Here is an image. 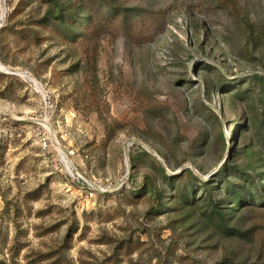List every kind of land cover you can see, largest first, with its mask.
<instances>
[{
	"label": "rangeland",
	"instance_id": "rangeland-1",
	"mask_svg": "<svg viewBox=\"0 0 264 264\" xmlns=\"http://www.w3.org/2000/svg\"><path fill=\"white\" fill-rule=\"evenodd\" d=\"M20 1L0 0L1 29ZM59 2L87 21L85 0ZM236 2L232 11L220 0H127L133 10H165V28L143 45L110 15L94 44L70 43L44 27L50 3L22 2L13 22L42 39L29 30L0 39V264L261 261L264 236L230 233L209 192L181 174L208 179L233 147L240 160L254 150L264 127V92L252 79L264 75V0ZM143 101L162 107L146 113ZM102 117L126 125L109 135ZM148 125L164 140L147 135ZM146 175L162 195L153 211ZM243 213L231 225L260 220L264 232V211Z\"/></svg>",
	"mask_w": 264,
	"mask_h": 264
},
{
	"label": "trees",
	"instance_id": "trees-1",
	"mask_svg": "<svg viewBox=\"0 0 264 264\" xmlns=\"http://www.w3.org/2000/svg\"><path fill=\"white\" fill-rule=\"evenodd\" d=\"M23 1L21 0L14 11L8 15L5 27L0 28V39L5 30H19L20 32L29 30L35 33L37 41L42 39V35L36 29L30 26L19 27L21 24H24V21H19L18 23L13 22V17L22 10L21 4ZM40 1L42 3H50L47 15L48 24L44 25V27L50 28L56 35L74 44H82L83 42L94 44L99 38L101 26L107 19V15L111 16L115 26L122 32L126 39L135 45H143L152 41L165 28V18L163 16L165 10H155L143 6H137L133 10L134 8L132 9L127 5V0H85L88 10L87 21L85 23L80 22L76 15H71L58 9L60 5L59 0ZM220 3L232 11H235L238 7L236 0H220ZM72 23L78 25L79 28L72 27ZM252 76V79L261 84L264 92V75L253 74ZM262 101L264 103V95ZM138 104V110L146 113H154L162 107L161 105L146 101ZM101 120L109 135L114 134L126 125L118 119L110 122L109 119L102 117ZM153 129L148 125L145 133L163 141V136ZM256 132L259 135V139L256 145L253 146L254 150L252 147L248 148L245 151L247 156L240 160V150H238V147H233L226 159L222 161L220 167L208 179H202L190 168H186L181 172V174L188 173L191 176L190 182L197 184L209 192L214 200L212 212L219 218L226 230L230 231L233 235L242 238L245 237L253 241L264 236V232H259L258 228L263 226L261 224L263 222L257 220L248 229L239 228L234 224L231 225V223L235 217H241L244 214L243 210L249 211V215L256 219L259 218V213L264 211V167L256 165V159L253 158V155L257 158L255 153H258L260 158H264V127L262 124L257 126ZM233 139L236 141V135ZM182 164L183 162L179 166H182ZM145 178L146 181L155 187L156 204L150 209L153 211L161 204L162 195L152 176L146 175ZM170 179L172 181L171 177ZM261 241L263 242L260 250L262 259L261 261L250 264H264V238ZM238 264L246 263L240 262Z\"/></svg>",
	"mask_w": 264,
	"mask_h": 264
},
{
	"label": "built area",
	"instance_id": "built-area-1",
	"mask_svg": "<svg viewBox=\"0 0 264 264\" xmlns=\"http://www.w3.org/2000/svg\"><path fill=\"white\" fill-rule=\"evenodd\" d=\"M28 78L30 80H32V82H33L34 86H36V88H38V89L39 88H42L41 85H40V83L38 81H36L33 77L28 76ZM40 90H42V89H40ZM42 92H43V99H44V101L46 103V106H48V107H51L52 105L54 106L53 100H52L49 92L46 91L45 89H43ZM48 104H51V105H48ZM42 135L43 136L41 137V140L44 141V147H47V140H49L50 137H49V135L47 134L46 131H43V134ZM68 168H69V166H68ZM102 190L105 193L108 192V190H106V189H102Z\"/></svg>",
	"mask_w": 264,
	"mask_h": 264
},
{
	"label": "bare ground",
	"instance_id": "bare-ground-1",
	"mask_svg": "<svg viewBox=\"0 0 264 264\" xmlns=\"http://www.w3.org/2000/svg\"><path fill=\"white\" fill-rule=\"evenodd\" d=\"M4 10L2 9L1 10V14H0V27H1V24H2V20H3V17H4Z\"/></svg>",
	"mask_w": 264,
	"mask_h": 264
}]
</instances>
